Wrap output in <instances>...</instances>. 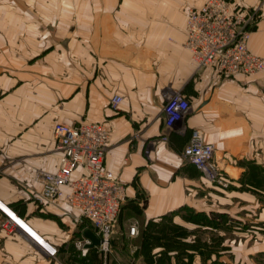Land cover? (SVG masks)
<instances>
[{"label":"crops","instance_id":"0c3cea01","mask_svg":"<svg viewBox=\"0 0 264 264\" xmlns=\"http://www.w3.org/2000/svg\"><path fill=\"white\" fill-rule=\"evenodd\" d=\"M229 1L252 14L248 48L264 57V0ZM203 2L0 3V264H84L69 262L70 248L92 226L63 197L46 199L35 178L38 170L58 168L56 122L109 127L103 165L126 192L119 226L136 216L157 222L182 206L214 211L216 188L182 157L192 129L215 146V161L233 187L225 195L244 208V217L232 210L233 217L264 224V206L255 210L247 180L253 168L264 183V71L225 76L214 64L192 63L184 45L186 8ZM164 92L180 93L189 106L171 128L164 124ZM114 94L122 97L117 109L110 107ZM17 218L56 250L54 257Z\"/></svg>","mask_w":264,"mask_h":264},{"label":"built area","instance_id":"2783aa9c","mask_svg":"<svg viewBox=\"0 0 264 264\" xmlns=\"http://www.w3.org/2000/svg\"><path fill=\"white\" fill-rule=\"evenodd\" d=\"M186 15L184 45L195 66L214 64L217 71L225 76L264 71V57L248 48L253 22L250 12L233 8L229 0H204L199 6H187ZM162 96L164 124L171 128L185 117L189 106L180 93L164 92ZM121 100L119 94H114L110 107L117 109ZM53 135L55 149L61 152V156L56 171L38 170L35 173V178L43 182L42 195L48 200L63 197L77 212L78 219L92 226V231L100 240L95 247L101 254V264H107L110 233L126 200L125 185L103 165L110 129L100 122H56L53 124ZM214 152L215 146L204 140L202 131L192 129L182 157L208 181L222 184L221 169L215 161ZM77 167L82 170L72 178ZM65 186L67 191L63 190ZM137 235L138 223L132 221L127 227V236L134 238ZM89 243L86 237L73 241L79 256L87 255ZM43 247L50 256H55L54 248Z\"/></svg>","mask_w":264,"mask_h":264},{"label":"rangeland","instance_id":"374dc122","mask_svg":"<svg viewBox=\"0 0 264 264\" xmlns=\"http://www.w3.org/2000/svg\"><path fill=\"white\" fill-rule=\"evenodd\" d=\"M3 2L7 0H0ZM247 173V180L253 181V188L247 189L258 201L257 211L259 206H264V183H260L256 177L258 171L253 168ZM220 175L222 184L205 178L217 190L213 191L211 210L214 211L210 213L182 206L157 222H146L136 216L137 220L130 218L123 227L117 225V216L110 233L107 264H264V224L254 216L233 217L232 210L240 211L243 217L245 211L235 196L225 195L233 187L223 170ZM131 221L138 223V235L134 238L126 233Z\"/></svg>","mask_w":264,"mask_h":264},{"label":"trees","instance_id":"16d2710c","mask_svg":"<svg viewBox=\"0 0 264 264\" xmlns=\"http://www.w3.org/2000/svg\"><path fill=\"white\" fill-rule=\"evenodd\" d=\"M70 249V263L79 262L84 264H101V254L98 251L97 247L90 248L87 255L84 257L78 255V252L75 250L74 246H72V248Z\"/></svg>","mask_w":264,"mask_h":264},{"label":"water","instance_id":"95a60500","mask_svg":"<svg viewBox=\"0 0 264 264\" xmlns=\"http://www.w3.org/2000/svg\"><path fill=\"white\" fill-rule=\"evenodd\" d=\"M83 235L84 237L90 240V243L87 245L88 247L91 248L99 245L100 240L98 236L91 229H85Z\"/></svg>","mask_w":264,"mask_h":264},{"label":"bare ground","instance_id":"6f19581e","mask_svg":"<svg viewBox=\"0 0 264 264\" xmlns=\"http://www.w3.org/2000/svg\"><path fill=\"white\" fill-rule=\"evenodd\" d=\"M208 67V66H207ZM32 234V233H31ZM34 236V235H33ZM41 239V238H40ZM37 240V239H36ZM38 241V240H37ZM39 242L45 246H47V248H50L44 241L42 242L41 240H39Z\"/></svg>","mask_w":264,"mask_h":264}]
</instances>
